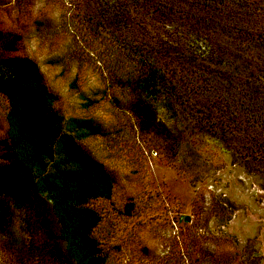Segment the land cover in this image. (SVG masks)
Listing matches in <instances>:
<instances>
[{
	"label": "trees",
	"instance_id": "obj_1",
	"mask_svg": "<svg viewBox=\"0 0 264 264\" xmlns=\"http://www.w3.org/2000/svg\"><path fill=\"white\" fill-rule=\"evenodd\" d=\"M19 41L1 49L12 53ZM93 42L106 49L113 82L132 92L138 126L176 159L208 142L264 183V0H93ZM0 95L9 263L105 264L89 204L111 198L113 178L80 145L102 135L99 125L65 120L28 58L0 53ZM159 107L170 129L157 121Z\"/></svg>",
	"mask_w": 264,
	"mask_h": 264
},
{
	"label": "rangeland",
	"instance_id": "obj_2",
	"mask_svg": "<svg viewBox=\"0 0 264 264\" xmlns=\"http://www.w3.org/2000/svg\"><path fill=\"white\" fill-rule=\"evenodd\" d=\"M0 32L1 55L37 64L65 120L101 129L80 145L113 178L111 198L89 204L105 264H264V183L214 144L176 159L138 126L132 92L113 82L93 42V0H0ZM13 36L16 50L4 52ZM7 110L0 95V161ZM156 117L170 129L162 107ZM2 245L0 264H10Z\"/></svg>",
	"mask_w": 264,
	"mask_h": 264
}]
</instances>
